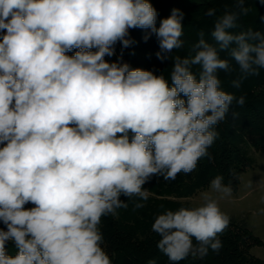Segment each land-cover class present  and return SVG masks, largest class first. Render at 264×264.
<instances>
[{
    "label": "clouds",
    "instance_id": "obj_1",
    "mask_svg": "<svg viewBox=\"0 0 264 264\" xmlns=\"http://www.w3.org/2000/svg\"><path fill=\"white\" fill-rule=\"evenodd\" d=\"M249 11L245 0L220 14L208 8L214 43L201 32L181 57L171 55L185 44L178 8L157 26L150 0H0V264H112L102 217L127 208L121 196L147 200L153 176L194 171L230 106L245 104L221 87L218 72L234 69L220 53L239 68L234 88L264 69V33L236 31ZM131 29L156 37L170 80L123 62ZM118 42L120 58L107 61ZM224 179L210 182L200 205L155 219L157 248L171 264L222 247L230 217L212 193L232 194Z\"/></svg>",
    "mask_w": 264,
    "mask_h": 264
},
{
    "label": "trees",
    "instance_id": "obj_2",
    "mask_svg": "<svg viewBox=\"0 0 264 264\" xmlns=\"http://www.w3.org/2000/svg\"><path fill=\"white\" fill-rule=\"evenodd\" d=\"M234 0H150L157 10V26L159 21L170 15L173 8L184 12L183 35L185 41L181 49H175L172 56H188L193 53L192 45L204 33V38L214 43L211 37L213 18L204 15L208 8H216L220 14L225 8H232ZM250 11L238 21L240 28H252L264 33V3L261 0H245ZM146 30L131 29L130 38L134 41L128 48L123 49V62L132 68L155 70L156 74L163 71L166 79L170 80L171 60L161 62L156 53L159 44L153 35L144 40ZM2 35V33H0ZM122 45H115V54L106 56L109 62H115L121 56ZM69 54H74L69 53ZM221 58L229 59L234 71L225 73L219 71L221 87L224 91L237 97L245 96V104L239 106L235 102L230 106L224 121L215 127L218 137L208 149V155L202 157L194 171L185 174L181 172L175 180H164L162 176H153L143 187L147 190V200H140L133 196H121L127 202V208L116 210L115 215L102 217L100 229L104 240L111 247L112 264H147L149 259H157V264H171L167 256L157 248L160 236L152 231L155 219L166 211H176L181 207L190 208L186 198L205 187L217 175L224 176V183L229 182L236 189L239 175L251 161L246 155L243 146L250 144L255 149L264 151V69H260V76L249 75L239 88H234L231 81L239 76V68L227 52L220 53ZM194 72L199 71V66L193 67ZM235 113V115H233ZM236 175H232L231 170ZM143 204L137 208L136 204ZM0 228L4 225L0 223ZM222 247L218 252L211 249L200 257L189 255L178 264H261L262 260L249 252L254 244H263L262 240L248 229L246 222L230 221L228 227L219 235ZM195 243V241H193ZM7 251L14 255L16 248L13 243L7 244Z\"/></svg>",
    "mask_w": 264,
    "mask_h": 264
},
{
    "label": "rangeland",
    "instance_id": "obj_3",
    "mask_svg": "<svg viewBox=\"0 0 264 264\" xmlns=\"http://www.w3.org/2000/svg\"><path fill=\"white\" fill-rule=\"evenodd\" d=\"M243 149L252 163L240 173L237 188L233 189L230 196L212 194L217 198L221 210L229 215L230 221H245L248 229L262 240L263 244L252 245L249 252L264 264V213L259 211L264 208V201L261 199L264 197V151L255 149L250 144H244ZM210 182L191 196L179 199L187 201L190 208L200 205L201 193L211 191ZM25 207L31 208L33 205L27 204ZM101 246L111 258V247L105 242Z\"/></svg>",
    "mask_w": 264,
    "mask_h": 264
}]
</instances>
